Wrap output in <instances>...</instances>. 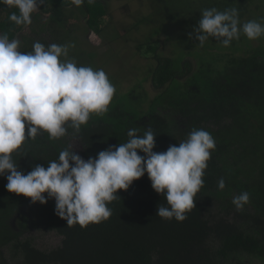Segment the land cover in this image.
Listing matches in <instances>:
<instances>
[{"label": "trees", "instance_id": "1", "mask_svg": "<svg viewBox=\"0 0 264 264\" xmlns=\"http://www.w3.org/2000/svg\"><path fill=\"white\" fill-rule=\"evenodd\" d=\"M113 1L94 0L89 4L84 0L81 13L87 29L97 37L119 42L122 35L114 27L118 25L114 4L129 6V0ZM140 1H136L141 3L139 11L150 6L147 15L141 16H159L160 0ZM72 5L70 0H44L39 9L47 15V25H40L38 32L46 29L59 34L69 16L77 15L67 11L73 9ZM193 8L195 12L201 10L196 4ZM229 8L238 10L243 24L260 7L254 0H234L222 10L216 9ZM13 11L16 9L0 4V34H7L9 40L19 39L21 51L31 52L34 43L24 33L27 25L10 21ZM165 11L166 15L177 16L179 9L172 13L168 6ZM110 18L113 21L104 24ZM133 24L144 27L142 19ZM155 29H150L147 44L137 48L138 53L151 54L157 61L149 74L154 88L161 92L150 103L143 88L126 86L127 91L115 92L111 102L114 107L110 105L103 115H92L79 133L69 127L66 136L49 140L47 133L41 132L35 139H26L12 158L18 170L27 174L35 165L47 168L48 162L57 160L67 148V136L82 141L80 156L87 160L126 142L132 128L138 135L148 128L153 130L155 152L178 145L193 129H204L211 133L216 147L204 172L203 187L195 197L196 207L184 222L160 218L158 206H167V202L154 191L145 174L127 191L120 190L117 199L108 204L112 212L108 220L84 228L78 224L68 227L56 215L54 199L33 204L29 198L8 192L6 175L0 176V264H264V37L256 42L241 33L229 47L211 38L201 47L194 38L197 48L190 49L189 58L196 62L195 68L185 57L180 61L164 58ZM125 31L130 35L128 29ZM68 40L60 41V45ZM102 44L100 48L107 45ZM216 49L222 52L220 56L215 54ZM79 51L84 54L78 58L85 62L91 59L83 58L88 56L87 51ZM68 57L75 58V54L68 53ZM131 72L134 80L136 71ZM124 104L132 105L125 109ZM221 178L226 185L222 191L218 188ZM244 191L250 194V202L237 211L233 197ZM214 209L220 214H214ZM38 230L62 236L61 246L51 251L38 249L29 235ZM4 250H8L10 260Z\"/></svg>", "mask_w": 264, "mask_h": 264}, {"label": "clouds", "instance_id": "2", "mask_svg": "<svg viewBox=\"0 0 264 264\" xmlns=\"http://www.w3.org/2000/svg\"><path fill=\"white\" fill-rule=\"evenodd\" d=\"M70 2L79 7L84 0ZM43 3L0 0V4L16 9L9 19L17 26L30 25L32 14ZM193 32L201 47L209 38L229 47L241 33L249 40L264 37V23L251 20L241 24L236 8H210L202 10ZM19 47V40L0 34V176L6 175L7 191L29 198L33 204L54 199L55 213L68 227L78 224L84 228L108 220L112 215L108 204L117 199L119 191H127L147 174L154 191L167 202V206H158L157 216L184 222L196 207L195 197L203 187L204 172L216 147L215 139L204 129H193L178 145L155 152L153 130L138 135L132 128L126 142L100 151L95 158L85 160L69 145L47 168L35 165L27 174L18 170L12 157L26 139L43 132L49 140H58L67 135L69 127L79 133L92 115L108 112L116 92L103 69L61 59L68 56L69 45L35 42L31 52H21ZM225 187L221 178L218 188L222 191ZM249 202L247 191L232 200L237 211Z\"/></svg>", "mask_w": 264, "mask_h": 264}, {"label": "rangeland", "instance_id": "3", "mask_svg": "<svg viewBox=\"0 0 264 264\" xmlns=\"http://www.w3.org/2000/svg\"><path fill=\"white\" fill-rule=\"evenodd\" d=\"M114 1L116 2V0ZM136 1L140 0L127 1L129 5L128 8H126V6H122V4L119 3L114 4L117 8L113 9L115 12L114 14L118 19V22H115V24L118 25L114 27L118 28L120 30V34L122 35L119 42H110L108 38L107 41H103L102 38L97 37V35L88 30L85 23L86 20L81 13L82 5L77 7L74 4L71 6L73 9L70 8V10L68 9L67 11L76 12L77 18L74 15H70L68 21L65 23V27L59 29V34L46 29L38 32L40 25H47V15H45L41 9L32 14V23L27 25L24 33L28 34L33 43L44 41L49 45L53 43L60 45V41L64 42L65 39H69L66 41V45L70 46L68 53H74L75 58L67 56L66 58L62 57L61 59L73 60L77 66H88L94 70L103 69L111 83L115 86L116 92L122 93L127 91L129 88H126V86H134L140 90L143 88V91L148 97L147 102L150 103L155 95H158L161 92L154 88L152 76L149 74V70L151 71V69L157 65V61L155 58H152L151 54L137 52V48L140 45L147 44V38L151 32L150 29L156 26L155 34L162 43V49L160 51H162L164 58H171L173 60L180 61L185 57V60L191 61L196 68V62L194 59L189 58L191 56L189 55L190 49L195 47V44L192 41L194 37L190 39L189 34L192 33L194 36L193 29L198 25L202 10L215 7L222 10L225 4L233 2L234 0H160L159 9L161 10L158 11L159 16L154 17L156 19L146 18L147 16H141L142 14L147 15L148 10H150V6L147 4L145 6L147 10L143 9L145 11L141 12L138 9L141 3L139 4ZM140 2L152 3L150 0H143ZM189 2L190 4H188V7L187 5L185 6V3ZM191 2L196 4L197 8L199 6L201 7L200 12L194 11L193 4H191ZM254 3L256 4V7L260 8L255 11L253 17H251V20L264 23V0H254ZM168 6L171 7L172 13H175V10L179 9L178 15H166L167 12L165 11V8ZM252 8L255 9V7ZM183 12L184 14H182ZM136 13L140 18L136 16ZM153 16L154 15H152V17ZM136 19H142V22H144V27H140L139 32L133 31L129 35L125 30L131 29L132 27H129L130 25L127 24L131 23L132 25L133 21ZM112 21L113 20L110 18L107 21L105 20L104 24H110ZM104 27H107L110 30L114 28L113 26L109 27V25H105ZM141 30H143L145 33L147 32V34H143ZM212 40L215 39L211 38L210 41ZM101 44L103 46L106 44L107 45L106 47L100 48ZM196 48L197 47H195V49ZM214 48L207 49V51L210 52ZM144 49H146V47ZM18 50L21 51V48L19 47ZM79 50H84V52L87 51L88 56L83 58L91 59L85 62L84 60L78 58L77 55H80L81 53L82 55L84 54ZM221 53V51H218L217 49L215 50L216 55L219 54L220 56ZM146 63H148L149 66L143 67L145 65L142 66V64ZM132 70L136 71V77L134 80L131 78ZM139 99L141 100L140 97ZM137 104L140 105L142 102H138ZM110 105L114 107L112 104ZM131 105L132 104H124L125 109L127 107H131ZM65 140L67 141V147L72 145L76 153L78 155L81 154L83 150V144L78 137L67 136ZM214 214L220 213L217 209H214ZM29 235L33 239L35 246L43 251H51L56 249L61 246L63 241V237L58 235L56 232L38 230L30 233ZM4 253L10 260L11 258L9 256L8 250H4Z\"/></svg>", "mask_w": 264, "mask_h": 264}, {"label": "flooded vegetation", "instance_id": "4", "mask_svg": "<svg viewBox=\"0 0 264 264\" xmlns=\"http://www.w3.org/2000/svg\"><path fill=\"white\" fill-rule=\"evenodd\" d=\"M109 1V0H108ZM129 6H126V8H128ZM112 17V16H111ZM127 25H131V23H128ZM132 25H133V27L131 28V29H128V31L131 33V32H133V31H136V30H139V27L137 26V25H135V24H133L132 23ZM130 27V26H129Z\"/></svg>", "mask_w": 264, "mask_h": 264}]
</instances>
